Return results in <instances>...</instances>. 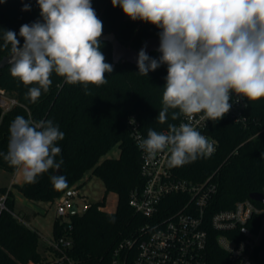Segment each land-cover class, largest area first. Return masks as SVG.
Returning a JSON list of instances; mask_svg holds the SVG:
<instances>
[{
  "label": "trees",
  "instance_id": "trees-1",
  "mask_svg": "<svg viewBox=\"0 0 264 264\" xmlns=\"http://www.w3.org/2000/svg\"><path fill=\"white\" fill-rule=\"evenodd\" d=\"M29 11H22L24 4ZM98 18L103 22V34L113 32L123 45L139 48L143 40L158 36L160 29L143 21H132L122 9L113 7L111 0H91ZM42 20L37 0H6L0 3V32L11 30L17 34L20 46L24 40L19 36L20 27ZM105 61L112 64V43L100 39ZM3 41L0 40V44ZM0 47V60L10 53ZM158 59L159 52H152ZM167 65L150 71L148 76L138 74V67L127 61L116 64L112 73H105L107 83L99 87L82 84L69 85L53 73V81L47 93L37 102L26 99L28 87L10 74V65L0 69V86L15 95L21 105L9 110L0 123V152L6 153L10 138L9 126L16 116L33 121L52 120L65 133L57 142L63 159L61 173L68 186L56 190L51 182L55 169L41 174L36 183L14 184L31 202L54 204L66 190L86 180L88 176L100 178L106 192L118 196L117 208L110 212L102 201L88 203L82 213H71L69 234L73 240L72 257L79 264H110L116 246L127 238L136 237L149 218L135 211L130 205V195L144 185L141 174V150L132 136L129 117L135 116L144 138L147 130L167 131L168 123L178 124L180 119H169L165 124L157 120L162 108V92L166 83ZM247 101V100H246ZM248 102L245 125L236 123L224 115L211 121L208 132L218 141V152L202 157L193 163L175 167L179 178L202 181L213 175L218 190L211 203V211L232 208L239 200L251 193L261 192L264 187V99ZM172 110H170L171 112ZM116 146L118 157H107ZM0 168L15 172L0 156ZM6 192V189H4ZM182 197L172 194L168 200ZM179 200V199H177ZM14 196L10 190L7 198L9 210L0 214V264H25L40 260L39 233L26 226L13 215ZM54 223V236L68 234V225ZM264 251V232L256 254L255 264H264L260 252Z\"/></svg>",
  "mask_w": 264,
  "mask_h": 264
},
{
  "label": "clouds",
  "instance_id": "clouds-1",
  "mask_svg": "<svg viewBox=\"0 0 264 264\" xmlns=\"http://www.w3.org/2000/svg\"><path fill=\"white\" fill-rule=\"evenodd\" d=\"M6 0H0V3ZM132 21L160 29L158 59L146 45L137 56L138 74L167 65L162 108L157 120L165 124L181 116L217 121L232 107V95L249 102L264 99V0H111ZM42 20L0 32V47L10 48V74L28 87L26 99L38 101L47 93L53 73L69 85L107 83L113 66L105 61L100 37L103 22L91 0H37ZM24 4L22 11H29ZM170 110H172L170 112ZM6 153L0 156L26 183L64 163L56 158L65 133L52 120L16 116L9 126ZM137 147L147 158L168 153L169 167H181L214 152V144L191 123H168L167 131L147 130ZM54 189L67 188L64 175H53Z\"/></svg>",
  "mask_w": 264,
  "mask_h": 264
},
{
  "label": "built area",
  "instance_id": "built-area-1",
  "mask_svg": "<svg viewBox=\"0 0 264 264\" xmlns=\"http://www.w3.org/2000/svg\"><path fill=\"white\" fill-rule=\"evenodd\" d=\"M229 103L232 107L225 115L245 125L248 102L233 94ZM17 105H21L19 99L0 86V123L4 115ZM202 115L196 114L191 119L181 116L177 125L191 123L213 142L214 152L208 156L211 157L218 152L219 144L208 132L211 120L201 119ZM128 122L137 144L139 138H144L139 122L133 115ZM141 155L144 185L131 192L129 203L149 221L141 227L136 237L124 239L116 246L110 264L256 263L264 232V187L261 191L263 201L249 197L237 201L232 208L211 211V203L218 190L213 175L202 181L179 178L175 168L167 164L166 151L154 159L147 158L142 150ZM9 192L10 189L0 196V214L9 210ZM172 194L184 195V199L168 200ZM78 195L79 188L73 186L59 198L57 214L60 218L70 215L73 207L77 209L74 198ZM60 223L68 225L69 233L49 240L48 249L53 257L31 260L25 264H79L71 255L73 240L69 234L72 226L70 222Z\"/></svg>",
  "mask_w": 264,
  "mask_h": 264
},
{
  "label": "rangeland",
  "instance_id": "rangeland-1",
  "mask_svg": "<svg viewBox=\"0 0 264 264\" xmlns=\"http://www.w3.org/2000/svg\"><path fill=\"white\" fill-rule=\"evenodd\" d=\"M120 149L118 146L112 149L107 157H118ZM24 182L22 175L0 168V196L10 189L14 196L13 213L31 229L39 233L38 251L42 259H50L53 253L48 249L49 240L54 238V223L57 214L59 199L54 204L48 202H31L16 188L14 184ZM79 195L74 198L77 210L82 213L88 203L102 201L105 209L113 212L117 208L118 196L115 192H106L102 180L96 176H88L86 180L79 182ZM77 187V185H75ZM61 221L70 222V215L60 218Z\"/></svg>",
  "mask_w": 264,
  "mask_h": 264
},
{
  "label": "water",
  "instance_id": "water-1",
  "mask_svg": "<svg viewBox=\"0 0 264 264\" xmlns=\"http://www.w3.org/2000/svg\"><path fill=\"white\" fill-rule=\"evenodd\" d=\"M100 39L109 41L112 43V66L113 69L115 68L116 64L121 61H127L129 63H132L137 66V56L138 52L142 47H145L146 45V52L148 55H150L152 52H158L157 49L159 47V36H151L143 40L142 44L139 46V48H133L131 46L123 45L119 39L116 38V35L111 33L103 34ZM10 55H5L0 60V69L4 68L9 64ZM61 173V168L59 171L54 170L53 175H57ZM250 198L256 201H263V195L261 192H254L250 194ZM77 209L76 207H73L71 210V213H76ZM260 257L264 259V251L260 252Z\"/></svg>",
  "mask_w": 264,
  "mask_h": 264
}]
</instances>
